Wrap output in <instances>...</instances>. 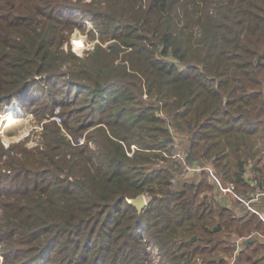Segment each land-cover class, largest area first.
<instances>
[{
    "label": "trees",
    "instance_id": "trees-1",
    "mask_svg": "<svg viewBox=\"0 0 264 264\" xmlns=\"http://www.w3.org/2000/svg\"><path fill=\"white\" fill-rule=\"evenodd\" d=\"M101 3L83 11L114 42L82 59L62 49L75 28L72 0H0V107L28 104L36 76L54 82L67 68V90L53 103L85 100L84 121L75 116L85 109L69 110L63 126L78 136L93 130L87 141L96 146L73 144L50 123L41 148L18 150L23 160L10 156L16 147H0V162L9 157L15 172L13 189L0 191L2 264H146L148 239L171 264L223 262L205 256L224 232L250 233L254 221L237 229L229 209L202 200L212 190L205 179L173 188L179 165L162 152L172 154V130L187 134L188 163H211L247 189L249 164L264 159V0ZM140 194L150 196L141 213L129 203ZM262 247L250 244L237 264H259Z\"/></svg>",
    "mask_w": 264,
    "mask_h": 264
},
{
    "label": "rangeland",
    "instance_id": "rangeland-1",
    "mask_svg": "<svg viewBox=\"0 0 264 264\" xmlns=\"http://www.w3.org/2000/svg\"><path fill=\"white\" fill-rule=\"evenodd\" d=\"M72 1L77 6H75L73 9L74 14L73 13L70 14L69 17H70V20L74 23V25H72V27H75V28H74L72 33H65V35L68 36V42H66L63 45L62 49H64L65 51L71 52L72 54H74L78 58L84 59L89 55V53H92L94 51V48L97 45H100L104 48V47H107L111 42H114V40H108L105 42V40H103L102 37L106 38V36L102 35L100 29L97 28L94 18L91 16L90 13L83 11L84 8L87 9L86 5H90V4H97L98 5L99 1L102 2L101 3L102 6H105V0H72ZM66 20H68V19H66ZM89 23L92 24V28H88ZM76 31H79L82 34L86 33L87 37H88V43L92 44V49L85 51L82 56L76 55L75 53H73L71 51V39H72L73 34ZM69 60L72 63H74V61H75L72 59V57H70ZM169 61H172V60H169ZM63 69L64 70L62 73H65V75H66L65 78H66V80H68L67 78H70V76L68 74L69 70L67 68H63ZM65 78L62 76L58 80H55L53 82V81L47 80L46 76L39 77V78H38V76H36L37 80H36V82H34V83H36V86H34L33 89L26 91L24 94L25 100L26 99L30 100V102L28 104H21L18 100L14 99L11 102L10 101L6 102L3 106L0 107V147H2L6 151L10 150L12 147H16L15 152L10 153L11 157L13 156L15 158H19V159L23 160L25 157L23 154L19 153L18 150H20V148H24V149H28V150H30L32 148H36V147L41 148L43 140L49 134L48 129H47V125L50 123H56V125L60 126L62 128L61 133L63 135H65L71 143H73V144L75 143V144L80 145V146L88 144L91 149H96L94 142L87 141V139H89V137H90L91 131H93V130L83 131L78 136V135H74L70 130H67L63 126V118L68 114L69 110L85 109V112L83 114H79V115L75 116V118L80 120L81 122L84 121V119L87 117V114L90 112V108H84L86 101L83 99L77 100L78 101L77 106H75V104H73V103L69 104V105H71L69 108H62V107L56 106L53 103L55 97H56L57 101H59L65 95L64 90H67L65 88L66 87L65 86V82H66ZM84 95L85 94H83L81 97H84ZM74 96H75V92L72 93L71 96L67 95L65 102L68 103V101L70 99H72ZM143 99L148 100V98L146 96H144ZM75 101H76V99H75ZM75 101H73V102H75ZM9 112H11V113H9ZM56 112L60 113V115L62 117V123L61 124H59L58 121L53 119ZM158 114H160V111H158ZM11 118H13V119H11ZM166 118L171 121V116L169 114L167 115ZM176 139H177L178 144H177V148L173 147L174 152L175 153L179 152L181 154H184L183 152H186L188 145H189L188 135L187 134L182 135V134H179V132H177V133H175L174 141ZM133 146H135L134 149L131 148V150H127V153H131V156H133L135 151L138 150L137 145H133ZM169 153H172V151ZM172 160L173 159H171L169 161L172 162ZM8 161H9V157H4V161L0 162V167H4V169L0 170V173L10 176L8 178V180H5L4 178L3 179L0 178V191L13 189L10 182L12 181L11 177H13L15 172H14V170H12L8 166V164H9ZM156 161H158V163L156 162L154 164L146 165L147 173L158 169L159 165L160 164L162 165V163L164 162V161H161V159H160V161L158 159ZM174 167H175L174 171H176L175 172L176 174L174 175L173 178L178 176V170H179V167L177 165H175ZM253 168H255L256 170H258L259 168L263 169V173L261 172L260 174H258V172L255 170L256 178L258 179L257 183L260 185L262 180L259 178V176L263 175V177H264V159L259 164H257L256 161L251 163L250 166L248 167L249 173H253ZM217 173H218V171H217ZM10 179H11V181H10ZM72 179H74V178H72ZM191 179H193V178H191ZM184 180H185V178H182L180 180V184H178V185L176 183L172 182V185L177 186V187H173V188H178V187H179L178 189L182 188L183 187L182 183L184 182ZM1 181H3V185L1 183ZM262 183L264 184V182H262ZM224 184H226V186H228L227 183H224ZM258 191H261V190L259 189V190H257V192ZM263 191H264V189H263ZM241 192H244V191H241ZM246 193L247 192H244V194H246ZM244 194H240L239 196H242L245 199V196H247V195H244ZM148 198L150 199V196H148ZM263 202H264V199H263ZM1 215H2V210L0 209V218H1ZM0 224H1V220H0ZM196 239H197V237H196ZM222 239L224 240L223 241L224 243L219 245V247L216 248L213 251V253H208V255L205 256V259H207V261H209L213 257H217L219 259H223V262L217 261L216 264H237L239 259L237 258V254H235V251H234V243H235L234 237L232 236L230 238V236H229L228 239H225L223 236ZM259 239H261V238L259 237ZM148 243L155 245V243L153 241H150V239H148ZM200 243H201L200 245H202V246L205 245V243H203L202 241ZM214 245H215V243L207 245L208 250L211 249ZM225 247L228 248L227 253L223 252V249ZM263 257H264V247H262L260 249L258 254L254 255V259L257 260L259 264H264ZM162 258L164 261L163 254H162ZM2 261H3V257L1 255V245H0V264H2ZM198 262L201 264H204L203 260L199 259ZM165 263H170V262H165ZM162 264H164V263H162Z\"/></svg>",
    "mask_w": 264,
    "mask_h": 264
},
{
    "label": "crops",
    "instance_id": "crops-1",
    "mask_svg": "<svg viewBox=\"0 0 264 264\" xmlns=\"http://www.w3.org/2000/svg\"><path fill=\"white\" fill-rule=\"evenodd\" d=\"M160 117L165 118V115H161L159 114ZM172 130V128H171ZM175 131L172 130V134L173 137H175ZM171 145V144H170ZM172 153L174 151V148L172 147ZM253 163V162H251ZM250 163V164H251ZM249 164V166H250ZM194 167H201V168H206V167H211L214 171V173L219 177L220 180H222V182L224 183H232V182H228L225 181L219 173H217V169L214 167V165H212L211 163H204V164H200V163H196V164H191ZM248 166V167H249ZM255 168H253V173H249L248 169L246 171L245 174V179H246V183H247V189H239L236 187V185L234 183L235 186V194H244V192H247L244 195L245 196V200L246 202L250 203V205L254 208L257 209V211H259L260 215L257 213H254L252 210H250L245 203H243L242 201L238 200L235 196H233L232 194H229L227 196H223L219 194V188L213 183L209 173L207 171H202L200 173L198 172H190L189 174H187V176H185V178L187 177L188 179L193 178L194 183L199 185L201 183H203L204 179L206 180L207 184L212 188L211 189H205L201 194H200V198L202 200H212L215 203H217L220 207L222 208H227L229 209L232 213H233V217L235 218L234 224H235V228L240 229L243 228V225L246 224L248 221L253 220L254 224L252 225L253 228L251 230L250 233H244L242 232L241 234L237 233L236 231L233 233L230 232H224L223 236L225 239H228V237L230 236V238L233 236L234 237V251L235 254H237V258H239V256L244 253V251L247 250L248 246L250 244H260L264 246V195L260 196L259 199L257 201H253L257 190H262L264 189V184L262 185L260 183V185L257 183L258 179L256 178V172H255ZM184 183V182H183ZM182 183V185H183ZM223 183V184H224ZM180 184V183H179ZM258 184V185H257ZM226 185V184H224ZM244 191V192H241ZM254 208V209H255ZM255 209V210H256ZM255 217V218H254ZM254 218V219H253ZM258 219V220H257ZM261 221V222H259ZM258 223L260 224V228H256V226L258 225ZM259 237L262 239H259ZM249 252V251H248ZM245 252V253H248ZM264 259V257H263Z\"/></svg>",
    "mask_w": 264,
    "mask_h": 264
},
{
    "label": "built area",
    "instance_id": "built-area-1",
    "mask_svg": "<svg viewBox=\"0 0 264 264\" xmlns=\"http://www.w3.org/2000/svg\"><path fill=\"white\" fill-rule=\"evenodd\" d=\"M161 115H163L162 112H160ZM54 120L58 121L59 124L62 123V117L60 115V113H57L54 115ZM177 139L171 143V146H173L174 148H177ZM135 146H132V149H134ZM164 154L165 157L169 158V159H173L174 161H176L179 165V170H178V176L173 178L171 182L176 183L177 185L180 183V180L182 178H185V176H187V174H189L190 172L194 171V172H202L207 171L213 181V183L219 188V194L223 195V196H227L229 194H232L233 196H235L238 200L242 201L243 203H245V205L252 210L254 213H257L260 215V213L255 210L250 203L246 202V200L244 199V197L239 196L238 194H235V186L232 183H228V186L224 185L222 180L219 179V177L214 173L213 169L211 167H206V168H201V167H194L192 166L190 163L187 162V160L184 157V154H181L179 152H174L172 154H168L166 151L162 152ZM128 155L131 156V153H128ZM146 195V194H145ZM264 195V191H258L253 199V201H257L259 199L260 196ZM147 198V202L149 200L148 195H146ZM149 252H150V258L146 261V264H170V263H165L163 261L162 258V251L160 249V247L158 245H153L151 243H148L147 246Z\"/></svg>",
    "mask_w": 264,
    "mask_h": 264
},
{
    "label": "clouds",
    "instance_id": "clouds-1",
    "mask_svg": "<svg viewBox=\"0 0 264 264\" xmlns=\"http://www.w3.org/2000/svg\"><path fill=\"white\" fill-rule=\"evenodd\" d=\"M88 28H92V24H88ZM92 49V44L88 43L87 34L76 31L71 39V51L76 55L82 56L85 51Z\"/></svg>",
    "mask_w": 264,
    "mask_h": 264
},
{
    "label": "water",
    "instance_id": "water-1",
    "mask_svg": "<svg viewBox=\"0 0 264 264\" xmlns=\"http://www.w3.org/2000/svg\"><path fill=\"white\" fill-rule=\"evenodd\" d=\"M129 203L132 204L139 213H141L147 206V198L145 194H140L136 198L130 199ZM221 229L220 225L215 229V231H219ZM196 240V237L193 238V241Z\"/></svg>",
    "mask_w": 264,
    "mask_h": 264
},
{
    "label": "bare ground",
    "instance_id": "bare-ground-1",
    "mask_svg": "<svg viewBox=\"0 0 264 264\" xmlns=\"http://www.w3.org/2000/svg\"><path fill=\"white\" fill-rule=\"evenodd\" d=\"M9 113H11V112H9ZM11 119H13V118H11ZM19 122V121H18ZM23 122V121H22ZM14 125V124H13ZM8 127V126H7Z\"/></svg>",
    "mask_w": 264,
    "mask_h": 264
}]
</instances>
